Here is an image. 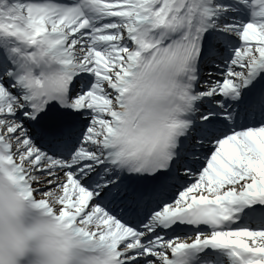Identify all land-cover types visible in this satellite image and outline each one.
Segmentation results:
<instances>
[{
	"label": "snow or ice",
	"instance_id": "obj_1",
	"mask_svg": "<svg viewBox=\"0 0 264 264\" xmlns=\"http://www.w3.org/2000/svg\"><path fill=\"white\" fill-rule=\"evenodd\" d=\"M4 179L113 264H264V0H0Z\"/></svg>",
	"mask_w": 264,
	"mask_h": 264
},
{
	"label": "clouds",
	"instance_id": "obj_2",
	"mask_svg": "<svg viewBox=\"0 0 264 264\" xmlns=\"http://www.w3.org/2000/svg\"><path fill=\"white\" fill-rule=\"evenodd\" d=\"M0 196V235L4 238L5 254L0 264H113L110 251L100 245H85L80 237L63 227L31 201L13 198L14 190L6 179ZM24 237V248L14 256L9 236Z\"/></svg>",
	"mask_w": 264,
	"mask_h": 264
}]
</instances>
